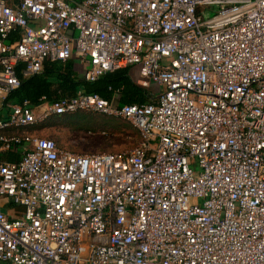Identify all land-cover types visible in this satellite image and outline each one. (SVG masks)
<instances>
[{
	"label": "built area",
	"instance_id": "built-area-1",
	"mask_svg": "<svg viewBox=\"0 0 264 264\" xmlns=\"http://www.w3.org/2000/svg\"><path fill=\"white\" fill-rule=\"evenodd\" d=\"M75 53L87 80L135 65L161 90L9 105L0 264H264V0H0V108L20 63L29 76ZM79 110L132 122L141 143L78 153L5 132Z\"/></svg>",
	"mask_w": 264,
	"mask_h": 264
},
{
	"label": "trees",
	"instance_id": "trees-1",
	"mask_svg": "<svg viewBox=\"0 0 264 264\" xmlns=\"http://www.w3.org/2000/svg\"><path fill=\"white\" fill-rule=\"evenodd\" d=\"M24 63L17 66V72L21 84L18 88L9 93L3 101V107L0 108V119L7 117L9 105L28 99L33 107H39L43 102V97L49 102H54L64 98L76 96L79 92L98 93L109 101H118L122 104L146 103L154 99L156 95V87H146L138 83L139 68L132 65L126 68H120L114 71H108L96 80L90 81L85 78V70L79 67L76 58L72 57L66 61L47 59L44 61L43 69L40 73L26 76L22 73ZM107 116L101 113H91L85 111H75L64 114L51 115L46 120L34 124L37 128L42 126H73L78 129L90 128L96 124L101 125L105 130L109 128H125L124 130H132L136 134L137 146L142 141V135L139 129L130 121L118 118L117 121H109ZM114 123V124H110ZM93 124V125H91ZM113 127H112V126ZM32 126V125H31ZM36 128V129H37ZM34 129V130H36ZM56 143L60 147L63 146L60 140L54 136ZM134 146V147H135ZM73 152H80L74 146H67ZM105 150L95 153H103ZM108 153V152H107ZM109 153L110 150H109Z\"/></svg>",
	"mask_w": 264,
	"mask_h": 264
},
{
	"label": "rangeland",
	"instance_id": "rangeland-1",
	"mask_svg": "<svg viewBox=\"0 0 264 264\" xmlns=\"http://www.w3.org/2000/svg\"><path fill=\"white\" fill-rule=\"evenodd\" d=\"M76 62L82 64L81 56L75 53ZM91 67L90 61H86L84 65H81V69L87 71ZM157 92H160L161 88H155ZM163 89V88H162ZM86 112V111H85ZM107 117L109 121L116 122L117 117ZM132 123V122H131ZM114 124V123H110ZM93 125V124H91ZM112 126V125H111ZM113 127V126H112ZM35 125L16 128L17 133H29L34 136L47 137L52 136L58 138L63 146H74L82 152L95 153L105 150L109 153L120 154L134 148L137 141L136 134L132 130H124L125 128H109L105 130L101 125L90 126V128L78 129L73 126H42L37 128ZM36 129V130H34ZM78 153H80L78 151ZM6 209V208H4ZM14 209V207H11Z\"/></svg>",
	"mask_w": 264,
	"mask_h": 264
},
{
	"label": "crops",
	"instance_id": "crops-1",
	"mask_svg": "<svg viewBox=\"0 0 264 264\" xmlns=\"http://www.w3.org/2000/svg\"><path fill=\"white\" fill-rule=\"evenodd\" d=\"M73 1V3H76V2H80V0H72ZM73 57H75V55L73 56ZM85 63V62H84ZM84 63L82 62V64L81 65H84ZM79 65V67H81V65L80 64H78ZM124 68H126V67H124ZM139 70V69H138ZM83 73H84V70H83ZM139 75H140V73H139ZM114 102V101H113ZM115 103V102H114ZM115 104H122V103H120L119 101L117 102V103H115ZM136 104H139V103H136ZM9 111V110H8ZM79 111H84V110H79ZM86 112H88V111H86ZM91 113H99V112H91ZM101 114H104V113H101ZM105 115H107V116H113V115H108V114H105ZM114 118H116V116L114 117ZM118 118H121V117H118ZM15 129L16 128H14V129H10V130H7V131H5L7 134H17V132L15 131ZM20 134V133H19ZM22 134H24V133H22ZM141 143V142H140ZM139 143V144H140ZM138 144V145H139ZM137 145V146H138ZM136 147V146H135ZM62 148H64V149H67V150H69L67 147H62ZM131 150V149H130ZM72 151V150H71ZM129 151V150H128ZM127 151H125V152H122V153H120V154H124V153H126ZM20 152L18 151V150H16V151H7V152H4L2 155H1V159L2 160H14V161H16V160H19L20 159V154H19ZM0 205L2 206V207H4V208H6L5 210H8V209H10L11 207H12V205L11 204H9V203H5V200H3V199H0Z\"/></svg>",
	"mask_w": 264,
	"mask_h": 264
}]
</instances>
